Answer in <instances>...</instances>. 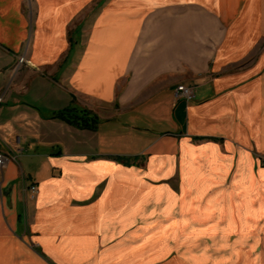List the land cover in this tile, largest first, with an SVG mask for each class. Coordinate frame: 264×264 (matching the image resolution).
<instances>
[{
    "label": "crops",
    "instance_id": "0c3cea01",
    "mask_svg": "<svg viewBox=\"0 0 264 264\" xmlns=\"http://www.w3.org/2000/svg\"><path fill=\"white\" fill-rule=\"evenodd\" d=\"M74 99L95 130L51 119ZM0 100V264L257 260L264 0H0Z\"/></svg>",
    "mask_w": 264,
    "mask_h": 264
},
{
    "label": "rangeland",
    "instance_id": "374dc122",
    "mask_svg": "<svg viewBox=\"0 0 264 264\" xmlns=\"http://www.w3.org/2000/svg\"><path fill=\"white\" fill-rule=\"evenodd\" d=\"M107 5V4H106ZM103 9H106V7L103 5V6H101V3H99V4H96V5H93L92 4V6L89 8V10H90V18H91V23L94 21V17L101 11V10H103ZM88 14H89V12H88ZM88 17V16H87ZM79 22H81V19H78L76 22H75V24H74V28H73V30L71 31V32H74L75 31V28L76 27H78V25H79ZM22 60H24L23 58H20L19 59V64H23L24 62H22ZM15 68V66H12V70ZM44 77H48L47 76V74H45V76ZM49 87V86H48ZM52 87V86H51ZM53 88V89H52ZM51 88V91L49 92V94H48V97L50 98V97H53L54 96V94H55V91H53V90H55V87H52ZM59 89V88H58ZM53 93V94H52ZM59 93L61 94V96H63V93H62V90L61 89H59ZM58 101H59V104H60V106H62V105H64L63 104V100L61 99V98H59L58 99ZM76 105H78V109H81V110H88V111H90L88 108H86V107H84V106H82V105H80L78 102H77V100L76 99H74V101H73ZM93 114H94V116H96L97 118H98V120L100 119V117H99V115L97 114V113H95V112H93V111H91ZM103 130V129H102ZM263 160H264V157H262L261 158V164H262V166L264 167V164H263ZM263 228H264V225H263V223H261V224H259V226H258V228H257V230H253L254 232H255V234H254V232H251V236H247V238H245V242H247L245 245H246V247L248 248V247H251L253 250H255L254 251V253L253 254H255L256 255V257H257V260L255 261H252V262H250V264H258L257 262L259 261L258 260V257H259V252H260V249H258V243L257 244H255V241H257L258 240V238H260L259 236V234H260V232H264V230H263ZM246 233V235H248L249 233H247V232H245ZM242 235H243V232L242 231H240V230H236L235 232H232L231 233V235H228V236H226L225 238H227L229 241H219V242H221L220 244L222 245V246H220L219 245V247H216V244L215 243H209L208 242V244H206V245H208V246H210V247H208V252L209 253H213V254H220V258L222 257V256H225V255H229V254H231L232 253V249H234L235 250V252L234 253H237V251H239V250H241V249H243V247L241 246V245H239L238 243L241 241V240H243V238H242ZM245 235V236H246ZM264 235V234H263ZM208 237H210V235H207V236H205L204 238H207V239H211V238H208ZM244 237V236H243ZM240 238H242V239H240ZM218 239H223V237L222 236H220ZM205 242V241H204ZM244 242V241H243ZM228 244H230V246L228 245ZM232 248V249H231ZM264 255V254H263ZM222 259V258H221ZM221 259H219L218 260V263H215V264H243V263H232V262H222V260Z\"/></svg>",
    "mask_w": 264,
    "mask_h": 264
},
{
    "label": "trees",
    "instance_id": "16d2710c",
    "mask_svg": "<svg viewBox=\"0 0 264 264\" xmlns=\"http://www.w3.org/2000/svg\"><path fill=\"white\" fill-rule=\"evenodd\" d=\"M51 119L59 120L80 130H95L100 124V119L91 111L81 110L75 104L51 114ZM119 161L126 163L129 159L118 158Z\"/></svg>",
    "mask_w": 264,
    "mask_h": 264
},
{
    "label": "built area",
    "instance_id": "2783aa9c",
    "mask_svg": "<svg viewBox=\"0 0 264 264\" xmlns=\"http://www.w3.org/2000/svg\"><path fill=\"white\" fill-rule=\"evenodd\" d=\"M22 62H24V60H22ZM175 97L178 100H184L186 102H189L190 100L193 99L194 96H193L191 89L187 88L186 86H179L176 91ZM1 103H2V100H0V105ZM20 153L21 151H18L17 155H13V156H6L3 154H0V169H2L10 161L16 160ZM263 164H264V160H263ZM28 190L32 198L35 197L38 191L36 186L34 185H31L30 187H28Z\"/></svg>",
    "mask_w": 264,
    "mask_h": 264
}]
</instances>
